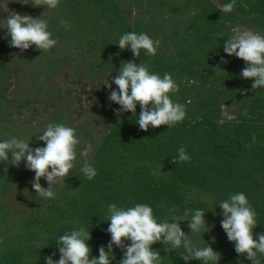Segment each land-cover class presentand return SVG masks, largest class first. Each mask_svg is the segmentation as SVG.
I'll return each instance as SVG.
<instances>
[{
  "label": "trees",
  "instance_id": "1",
  "mask_svg": "<svg viewBox=\"0 0 264 264\" xmlns=\"http://www.w3.org/2000/svg\"><path fill=\"white\" fill-rule=\"evenodd\" d=\"M230 2L60 0L55 9L33 7L34 0L13 3L19 14L46 20L57 44L41 52L33 45L21 53L9 47L7 31L4 34L0 142L15 137L31 148L43 147L37 137L52 123L74 128L80 144L65 183L51 185L55 199L36 195L35 174L23 161L19 167L0 164V264H45V257L53 253V260H58V238L80 226L90 231V259L98 258L99 247L107 250L111 239L104 219L113 203L124 209L147 204L157 223L171 222L185 209H201L210 232L192 233L187 226L191 214L180 222L196 247L208 244L219 252L218 264H251L228 241L218 204L229 194L243 192L256 212L253 238L264 234V88L251 90L253 80L240 76L245 62L228 56L223 45L237 27L264 35V0H235L233 11H220V5ZM4 16L0 9V19ZM61 20L68 21V28ZM126 32L145 33L158 41L156 55L141 49L134 58L130 49L120 50L117 44ZM130 60L160 78L165 73L172 76L179 91L169 95L174 103L185 105L182 122L171 128L150 126L145 132L136 123L139 104L135 116L118 113V104L102 101L109 90L105 80L111 75V83L122 62ZM58 79L72 80L71 87L59 86ZM77 86L82 94L87 88L90 94V116L83 122L71 116L79 99L72 96ZM77 108L76 115H81L82 107ZM11 109L17 118L23 117L19 125ZM86 144L92 151L81 156ZM180 147L190 162L179 161ZM85 160L97 172L91 180L80 170ZM40 184L48 187L44 178ZM151 247L159 251L161 264H185L180 259L187 254L183 247L168 252L160 243ZM113 255L111 264H119L123 251L113 245ZM258 258L264 264V256Z\"/></svg>",
  "mask_w": 264,
  "mask_h": 264
},
{
  "label": "clouds",
  "instance_id": "2",
  "mask_svg": "<svg viewBox=\"0 0 264 264\" xmlns=\"http://www.w3.org/2000/svg\"><path fill=\"white\" fill-rule=\"evenodd\" d=\"M60 0H34L33 7L55 9ZM27 4V3H23ZM235 0L220 5V11L229 13L233 11ZM7 17L0 19V29L7 30L9 47L19 49L21 53L30 49L33 45L37 50L48 51L57 44V40L51 38L48 22L30 15H21L9 11L7 4L4 6ZM61 24L68 28V21L61 20ZM232 36L224 40L223 51L228 56L242 59L245 67L240 76L243 79H251V90L264 88V36L251 30L233 28ZM159 42L153 41L147 34L126 32L119 41L120 50L130 49L133 57L140 54V50H146L150 56L156 55ZM227 63V61H223ZM111 76V75H110ZM109 76V77H110ZM109 77L104 86L111 89V84L116 85V90H111L109 101L120 106L118 113L131 112L136 116L137 104L140 113L136 118L139 129L148 131L162 125L167 128L182 122L186 117L185 105L174 103L170 93L179 91V85L172 79L169 73L163 78L149 72L146 65L136 64L133 61L122 62L117 74L109 83ZM247 92V90H243ZM190 103V101H189ZM39 141L44 142L43 147L31 148L29 142L15 137L0 142V164H9L19 167L23 161L27 170L34 172L32 188L36 195L45 199H55L56 193L51 185L65 183V178L70 175V170L75 167L77 160V146L80 144L76 136V130L64 124L49 123L43 134L38 136ZM255 140V136H253ZM92 151L90 144H86L80 152L81 156H87ZM9 154L11 159H9ZM179 161H189L191 157L186 154L185 148L178 149ZM50 169V170H49ZM81 172L91 180L96 175V169L85 160ZM44 178L48 187L40 184ZM222 210L221 228L226 233L229 242L234 243V250L239 255L251 261V264H260V256H264V234L253 238V229L258 225L256 212L243 192L229 194L228 199L218 204ZM191 214L188 228L192 233L210 232L211 225L205 220V212L197 209L192 213L191 209H185L183 216L173 217L171 222L157 223L153 216L152 208L147 204H136L134 207L124 209L115 203L107 206V214L104 221L109 222L106 229L110 234V241L105 246H100L99 256L90 259L91 248L87 241L91 239L90 231L84 226L72 230L69 234L61 235L57 242L60 254L58 260H53L52 255L45 257V264H111L115 259L113 245L123 251V257L119 264H161L159 251L153 250L152 245L160 243L165 251H174L183 247L186 255L180 259L187 264L190 260L202 261L203 264H218L220 253L216 252L208 244L206 247H196L189 234L182 231L180 222L187 221L185 217ZM215 242V237H212ZM130 241L131 243H126ZM0 243H3L0 240ZM170 245V248L168 247Z\"/></svg>",
  "mask_w": 264,
  "mask_h": 264
},
{
  "label": "rangeland",
  "instance_id": "3",
  "mask_svg": "<svg viewBox=\"0 0 264 264\" xmlns=\"http://www.w3.org/2000/svg\"><path fill=\"white\" fill-rule=\"evenodd\" d=\"M20 1L21 0H0V9H2L4 11L5 10L4 6L7 4V8H8L9 11H13V12L19 13L20 8L18 6H14L13 7L12 5H13V3H17L18 4V3H20ZM4 13H5L4 18H6L8 13L5 12V11H4ZM244 29H246V28H244ZM6 31H7L6 29H0V44L4 40V34L6 33ZM262 36H264V35H262ZM56 82L58 83L59 86L71 87L72 80L68 79L66 83H63L61 80L58 79ZM77 87H78V92H75L74 94H72V96L73 97L77 96L79 99L75 101V105L72 107V109H74V111L72 112L71 116H72L73 119L77 118L76 119L77 122H83V120H87L89 118V116H90L89 115L90 111L86 109V106L89 105L90 102H91L90 99H89L90 94L87 93V92H89L87 90L88 88L85 90V93L82 94L81 90H80L82 87L81 86H77ZM111 90H116V85L114 83L111 84V89L108 90L106 95H104L102 97V101L107 102L109 100L108 96H109V93H110ZM79 105L82 107V109L80 110L81 115H76V112H77L76 110L78 109L77 106H79ZM11 116L13 117V120H15L17 125H19V123L23 119L22 116H19L17 118L15 116V111L13 109H11ZM44 181H46V180L44 179ZM12 198H14L13 194L9 197V200L7 201V203L10 204V206H11Z\"/></svg>",
  "mask_w": 264,
  "mask_h": 264
}]
</instances>
